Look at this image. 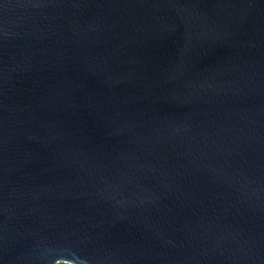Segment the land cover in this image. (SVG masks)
I'll return each mask as SVG.
<instances>
[{
  "label": "water",
  "instance_id": "water-1",
  "mask_svg": "<svg viewBox=\"0 0 264 264\" xmlns=\"http://www.w3.org/2000/svg\"><path fill=\"white\" fill-rule=\"evenodd\" d=\"M0 264H264V0H0Z\"/></svg>",
  "mask_w": 264,
  "mask_h": 264
}]
</instances>
